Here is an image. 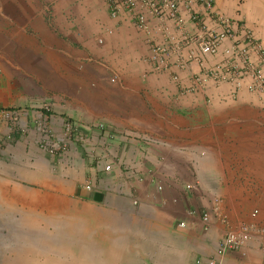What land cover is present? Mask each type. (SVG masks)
<instances>
[{"label": "crops", "instance_id": "obj_1", "mask_svg": "<svg viewBox=\"0 0 264 264\" xmlns=\"http://www.w3.org/2000/svg\"><path fill=\"white\" fill-rule=\"evenodd\" d=\"M211 4L264 48V0ZM157 27L150 19L147 35L126 16L111 20L102 0H0V264H204L252 208L264 224V102L244 89L232 97L227 84L182 94L188 73L146 63ZM42 103L53 133L72 121L82 146L39 148ZM244 252L215 264H264L256 244Z\"/></svg>", "mask_w": 264, "mask_h": 264}, {"label": "built area", "instance_id": "obj_2", "mask_svg": "<svg viewBox=\"0 0 264 264\" xmlns=\"http://www.w3.org/2000/svg\"><path fill=\"white\" fill-rule=\"evenodd\" d=\"M107 15L111 20L126 16L132 24L148 35V22L154 19L161 33V40L147 39L148 56L146 63L151 72L156 74L175 69L189 74V85L181 88L186 95L204 93L209 84L217 86L227 84L231 87V96L244 89L247 93L264 102V48L253 33L237 20L229 19L216 13L211 0H102ZM182 5L186 14L184 19L179 8ZM198 5L202 12L193 10ZM190 25V28H187ZM98 43L101 41L98 40ZM196 66L198 71H192ZM115 78H110L113 82ZM171 80L178 81V76L171 74ZM40 115L34 121V129L38 134L39 148L49 155H64L74 141L82 146L84 139L77 136L79 126L72 121L63 119L58 134H54L51 125L49 106L42 103ZM103 129L101 123L92 124ZM76 134V136H75ZM128 136L138 138L144 144H154L156 139L130 133ZM105 138H113L111 133ZM103 139V138H102ZM100 161L101 171L109 172L108 161ZM84 191H90L93 184L88 179L81 184ZM191 185L184 186L185 190ZM160 191L161 187L156 186ZM136 205L135 198L131 200ZM212 212L226 224L225 218L218 214L217 199H212ZM187 215L194 212L186 211ZM260 213L252 208L247 220L227 226L217 243L214 258L203 261L204 264H215V258L224 253L238 252L245 255L244 250L252 243L256 244L259 252L264 255V224L258 222ZM209 215L199 214V220L204 230L208 228ZM178 226H183L179 223ZM196 264H202L198 259Z\"/></svg>", "mask_w": 264, "mask_h": 264}]
</instances>
